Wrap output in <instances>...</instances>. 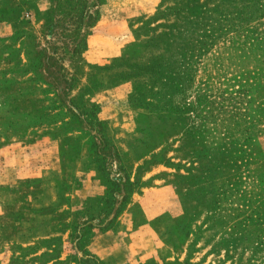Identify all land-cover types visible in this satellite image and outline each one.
Here are the masks:
<instances>
[{"label":"rangeland","instance_id":"obj_1","mask_svg":"<svg viewBox=\"0 0 264 264\" xmlns=\"http://www.w3.org/2000/svg\"><path fill=\"white\" fill-rule=\"evenodd\" d=\"M0 264H264V0H0Z\"/></svg>","mask_w":264,"mask_h":264},{"label":"trees","instance_id":"obj_2","mask_svg":"<svg viewBox=\"0 0 264 264\" xmlns=\"http://www.w3.org/2000/svg\"><path fill=\"white\" fill-rule=\"evenodd\" d=\"M80 15L82 16V12H81ZM80 18H81V17H80ZM209 31H210V32H209V34H208L206 37L202 38L199 42H197L196 47L198 48L199 51H201L202 49H204V48L207 46V44H210V43H211V42H209V41H212V38H211V37H213L214 33H216V30H214V32H212L211 30H209ZM193 55H195V53L192 51V56H193ZM165 63H166V62H165ZM190 63H191V61L189 60V62H187V64H190ZM167 65L170 66V69H171V70H169V71H173V72L175 73V69L172 68L171 64L168 63ZM186 66H187V65H186ZM176 72H177V71H176ZM125 185H126V183L124 182V183L122 184V187L125 186ZM131 186H132V183H131V182L127 183V187H128V188H130Z\"/></svg>","mask_w":264,"mask_h":264}]
</instances>
